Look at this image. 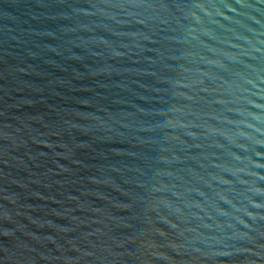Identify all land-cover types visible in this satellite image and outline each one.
I'll return each mask as SVG.
<instances>
[{"label": "water", "instance_id": "obj_1", "mask_svg": "<svg viewBox=\"0 0 264 264\" xmlns=\"http://www.w3.org/2000/svg\"><path fill=\"white\" fill-rule=\"evenodd\" d=\"M0 264H264V0H0Z\"/></svg>", "mask_w": 264, "mask_h": 264}]
</instances>
